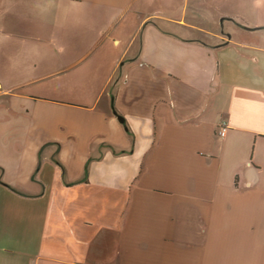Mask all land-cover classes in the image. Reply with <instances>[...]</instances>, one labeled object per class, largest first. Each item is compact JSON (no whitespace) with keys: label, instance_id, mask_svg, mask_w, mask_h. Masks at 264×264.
<instances>
[{"label":"crops","instance_id":"obj_1","mask_svg":"<svg viewBox=\"0 0 264 264\" xmlns=\"http://www.w3.org/2000/svg\"><path fill=\"white\" fill-rule=\"evenodd\" d=\"M0 264H264V0H0Z\"/></svg>","mask_w":264,"mask_h":264},{"label":"rangeland","instance_id":"obj_2","mask_svg":"<svg viewBox=\"0 0 264 264\" xmlns=\"http://www.w3.org/2000/svg\"><path fill=\"white\" fill-rule=\"evenodd\" d=\"M220 6H221V8L223 9V4H220ZM191 9H192V6L189 4L188 6H187V10L188 11H191ZM220 13V11L219 10H215V11H213V12H210V14H211V17H210V14H209V11H208V9H204V14L206 15V17H207V19H209L208 21H210L211 22V26H214V23H215V17H218L219 19H221L220 17H221V14H219ZM220 21V20H219ZM202 22V21H201ZM217 23V22H216ZM215 23V27H211V29L212 30H214L213 31V33H215L216 35H213L212 37H210L209 38V41L210 42H212V43H217V42H221L222 40H223V38L225 37V35H222L221 34V29H222V27L221 26H219L218 24H216ZM225 25H227V26H229L228 24H225ZM17 58H18V56H17Z\"/></svg>","mask_w":264,"mask_h":264},{"label":"built area","instance_id":"obj_3","mask_svg":"<svg viewBox=\"0 0 264 264\" xmlns=\"http://www.w3.org/2000/svg\"><path fill=\"white\" fill-rule=\"evenodd\" d=\"M227 128H228V124L226 121H222L220 124H219V130H218V133L219 135H225L226 131H227Z\"/></svg>","mask_w":264,"mask_h":264},{"label":"water","instance_id":"obj_4","mask_svg":"<svg viewBox=\"0 0 264 264\" xmlns=\"http://www.w3.org/2000/svg\"><path fill=\"white\" fill-rule=\"evenodd\" d=\"M249 29H253V28H249ZM114 113L116 114V116H117V118H118V120L120 122H123L124 121V119H123V117L121 115L117 114L116 111H114Z\"/></svg>","mask_w":264,"mask_h":264}]
</instances>
